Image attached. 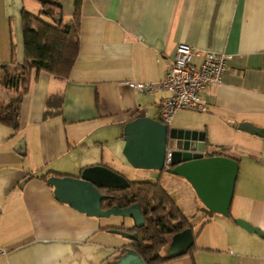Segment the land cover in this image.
<instances>
[{
	"label": "crops",
	"instance_id": "crops-1",
	"mask_svg": "<svg viewBox=\"0 0 264 264\" xmlns=\"http://www.w3.org/2000/svg\"><path fill=\"white\" fill-rule=\"evenodd\" d=\"M59 2L66 22L75 0ZM38 3L0 0V63H11L13 54L24 61L22 12L42 13ZM53 17L57 24L60 16L54 12ZM180 42L194 48L196 65L206 50L231 56L223 82L202 94L209 110L193 111L196 116L180 115L191 111L181 110L172 124L177 120V126L199 130L206 154L225 150L239 161L231 216L215 217L238 235L228 244L237 250L229 254L234 264L245 259L264 264V238L231 220L239 217L264 231V138L238 128L243 121L264 127V0H83L79 54L70 76L34 72L22 99L19 130L0 123V247L7 250L0 264H109L129 243L110 231L125 222L116 225L109 221L112 216H90L58 200L54 186L40 177L49 171L78 177L87 167L104 165L128 181H155L158 174L170 194L166 175L175 174L129 171L124 127L139 116L158 119L169 93L142 94L128 83L161 81ZM54 96L62 97V110L46 117L47 101ZM237 137L248 140L243 154L230 142ZM22 140L25 154L17 150ZM173 246L170 236L162 254L177 252Z\"/></svg>",
	"mask_w": 264,
	"mask_h": 264
},
{
	"label": "water",
	"instance_id": "water-1",
	"mask_svg": "<svg viewBox=\"0 0 264 264\" xmlns=\"http://www.w3.org/2000/svg\"><path fill=\"white\" fill-rule=\"evenodd\" d=\"M61 19V16H60ZM238 128L250 134L264 138V127L243 121ZM125 146L123 153L135 168L154 169L184 177L195 189L204 206L213 213L231 216L236 182L240 171L237 159L227 155H207L204 150L205 140L199 130L187 127H172L150 116H139L127 122L124 127ZM25 140L18 145V152L25 154ZM173 145L171 164L166 167V152L169 143ZM98 181L103 185H126L129 181L118 172L104 165L87 167L80 176H50L48 182L54 186L56 198L69 203L77 210L95 217L112 215L131 217L135 225L145 224L142 209L138 203L126 208L114 206L102 207L105 195L99 189ZM235 222L251 233L264 238V231L247 220L235 218ZM110 231L129 239H137L136 232L119 228ZM175 258L184 255L194 243L191 228L173 235ZM115 264H147L144 258L133 248L127 251Z\"/></svg>",
	"mask_w": 264,
	"mask_h": 264
},
{
	"label": "trees",
	"instance_id": "trees-1",
	"mask_svg": "<svg viewBox=\"0 0 264 264\" xmlns=\"http://www.w3.org/2000/svg\"><path fill=\"white\" fill-rule=\"evenodd\" d=\"M37 1L42 5L43 13L53 16L56 12L61 19L55 25L24 9V61L17 62L13 54L11 63H0L1 84L16 93L7 105L0 107V123L15 130L20 128L21 103L23 96L29 91L33 73L46 71L59 79H66L70 76L79 54L83 0H75V11L66 22L62 18V5L59 0ZM47 107L46 117L60 113L62 97H50ZM207 155L226 154L225 150H218ZM55 175L62 174L49 171L40 177L47 181L50 176ZM99 189L105 195L102 200L104 209L114 206L126 208L138 203L145 218V224L141 227H117L136 232L138 238L130 239L109 264H115L129 248L136 250L147 264H164L171 259L162 254V250L168 245V237L188 228L192 229L189 218L159 181H129L126 185H99ZM195 245L194 236V243L187 253H191Z\"/></svg>",
	"mask_w": 264,
	"mask_h": 264
},
{
	"label": "rangeland",
	"instance_id": "rangeland-1",
	"mask_svg": "<svg viewBox=\"0 0 264 264\" xmlns=\"http://www.w3.org/2000/svg\"><path fill=\"white\" fill-rule=\"evenodd\" d=\"M40 5V3H38ZM36 15L41 16L45 20L49 21L52 24L56 25L55 18L53 16H47L45 13H35ZM7 63V62H6ZM10 92L4 89L1 85V75H0V100H3L4 103L10 101L9 94ZM16 95H11L10 97H15ZM5 106V105H0ZM180 115L188 114L190 116H196L195 112L191 111H183L179 113ZM179 115V116H180ZM178 116V118H179ZM177 120L172 124V127H180ZM109 138H112L115 134H113V128H110L109 133L107 134ZM65 135L62 136L64 139ZM233 143V148H237V153H244V146L248 140H244L243 138L237 137L235 140H230ZM247 145V144H246ZM169 146L173 147L172 143H169ZM106 155H108V150L106 149ZM130 168V172H139L140 174L147 175L146 169H136L135 167ZM138 170V171H136ZM140 170V171H139ZM145 170V171H143ZM41 171H46V168ZM130 172H125L126 175L130 178L132 177ZM130 175V176H129ZM170 176L168 181L170 194L176 200L178 205L183 210L184 214L189 218L193 235L196 237V245L191 253L182 256L181 258H177L174 260H169L164 264H218L219 262H229L228 264H234L235 260L229 256L230 253H237V250H230L228 248V244L231 243L232 240L238 238V235H234L230 228L225 226L223 223H220L216 219L215 216L217 213H213L209 211L204 204L199 199L195 189L193 186L186 180L181 181V179H177L176 175H166ZM145 177V176H144ZM159 175L157 174L156 180L158 181ZM153 181V180H149ZM154 181V182H155ZM187 182V183H186ZM235 214L236 212L233 210L232 212ZM109 218V217H108ZM223 218V217H219ZM234 219H231L235 221ZM223 220V219H222ZM109 221L115 223L116 225H123L125 222V227L131 228L134 225L128 217H121L118 215H112ZM123 223V224H122ZM121 235V234H120ZM127 242H130L129 238H125ZM244 264H260L258 259H245Z\"/></svg>",
	"mask_w": 264,
	"mask_h": 264
},
{
	"label": "built area",
	"instance_id": "built-area-1",
	"mask_svg": "<svg viewBox=\"0 0 264 264\" xmlns=\"http://www.w3.org/2000/svg\"><path fill=\"white\" fill-rule=\"evenodd\" d=\"M194 48L185 42H180L171 66L164 78L156 83L131 81L129 88L142 94H152L155 91H167L158 113V119L171 126L176 114L181 110L207 112L208 101L202 94L209 88L220 85L230 59L229 54L206 50L200 65L193 63ZM173 148L166 152V167L171 164ZM7 250L0 247V256Z\"/></svg>",
	"mask_w": 264,
	"mask_h": 264
}]
</instances>
